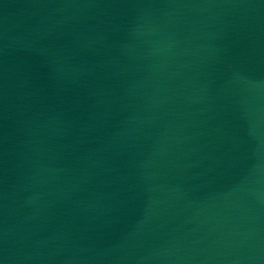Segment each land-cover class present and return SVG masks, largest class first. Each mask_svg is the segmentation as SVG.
<instances>
[{
	"label": "water",
	"instance_id": "1",
	"mask_svg": "<svg viewBox=\"0 0 264 264\" xmlns=\"http://www.w3.org/2000/svg\"><path fill=\"white\" fill-rule=\"evenodd\" d=\"M0 264H264V0H0Z\"/></svg>",
	"mask_w": 264,
	"mask_h": 264
}]
</instances>
